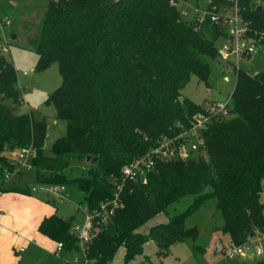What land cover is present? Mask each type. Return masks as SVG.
I'll return each mask as SVG.
<instances>
[{
  "label": "trees",
  "instance_id": "obj_1",
  "mask_svg": "<svg viewBox=\"0 0 264 264\" xmlns=\"http://www.w3.org/2000/svg\"><path fill=\"white\" fill-rule=\"evenodd\" d=\"M185 1L190 0H46L30 42L36 70L57 64L61 82L44 103L65 122L64 135L48 151L45 118L14 110L22 102L16 70L0 54V170L12 169L16 149L32 146L34 181L73 182L82 194L77 205L92 210L113 196L110 179L121 177L124 165L147 153L154 162L143 178L124 180L113 215L95 222V234L83 250L87 264H108L119 248L127 264L142 254L148 239L159 256L177 241H194L197 227L187 219L211 199L229 241L238 244L251 233H264V69L235 68L226 115L210 111L214 100L197 103L184 96L192 75L207 82L209 58L219 56L218 41L227 37L208 16L183 18L177 4ZM209 1L219 8L236 5L249 35L264 32V0ZM198 115L205 119L193 128ZM194 134L199 144L187 149ZM163 140L169 154L151 153ZM88 155L95 161H86ZM22 183L2 191L29 194ZM184 196L191 198L184 209L168 210ZM74 218L53 212L37 230L60 242L61 250L79 251L71 230ZM48 255L56 258L30 264H74L54 252Z\"/></svg>",
  "mask_w": 264,
  "mask_h": 264
},
{
  "label": "rangeland",
  "instance_id": "obj_2",
  "mask_svg": "<svg viewBox=\"0 0 264 264\" xmlns=\"http://www.w3.org/2000/svg\"><path fill=\"white\" fill-rule=\"evenodd\" d=\"M196 1L198 3L201 0ZM45 8L46 0H0V54L10 60L16 70V84L20 91L22 102L16 105L14 110L16 112H30L38 119L45 118L47 131L44 140V150L48 151L51 143L56 138L64 135L65 122L55 117V110L51 104L44 103L46 96L61 82L57 64L53 62L43 70H36L37 55L30 42L31 38L35 35L37 26L40 24ZM11 34L16 35V41L10 38ZM261 52V50H258L252 53L249 58L244 57L237 63H235L234 57L231 56L229 59L231 64L235 65L234 68L229 65L227 60L219 56L209 58L207 82L199 81L196 76L192 75L182 89V94L197 103L208 99L230 98L235 82L234 69L240 67L250 73L264 69V54ZM5 104H9V101L6 100ZM196 139L194 134L190 136L189 142H196ZM14 156L13 152L10 156V161L15 165ZM14 174L16 182L21 183L25 181L26 185L22 183L23 186L30 190L34 188L31 193H24L26 198H39L38 200L50 208V211L63 217H68L74 211V202H79L82 197L81 192L77 190L76 184L73 182L64 184V189L61 192L52 194L38 188L37 185L39 184L34 181L35 176L30 168L19 169ZM261 199L264 202V183ZM190 201L191 198L189 196H184L179 202L170 205L168 210H182ZM210 201L205 203L187 219L188 225H195L197 227V237L194 241H177L169 247L166 255L159 256L155 253V243L148 239L143 245L142 254L135 256L127 264H236L235 262H239L240 264H257L256 260L259 258L253 259L240 256L230 258L224 256L223 251L228 246L229 238L226 233L221 231L220 227L222 226L223 218L220 212L215 211L214 205ZM82 206L84 207L85 205ZM37 207H39V203L32 210H36ZM77 210V216L74 214V220L76 221L82 218L79 208ZM15 214L21 226L25 225L27 227L31 217L29 218L28 214L21 212L19 208L18 211H15ZM160 218L161 215L156 216L146 226L158 221ZM140 231H144V226L140 228ZM216 244H219L221 249L215 253ZM55 251L56 247L52 252L55 253ZM21 254L23 260L20 264L38 263L37 259H42L41 262L45 263L50 261L51 258H56L48 255L50 252L36 247H31L28 252H22ZM44 255L45 257L43 258ZM56 255L65 260H70L74 264L84 263L80 250L65 251L59 249ZM242 258L247 260H242ZM260 259L264 260V257ZM122 261L123 249L119 248L115 252L113 260L109 261L108 264H122Z\"/></svg>",
  "mask_w": 264,
  "mask_h": 264
},
{
  "label": "built area",
  "instance_id": "obj_3",
  "mask_svg": "<svg viewBox=\"0 0 264 264\" xmlns=\"http://www.w3.org/2000/svg\"><path fill=\"white\" fill-rule=\"evenodd\" d=\"M205 4H201L199 1L195 5V0L180 2L177 4L179 14L183 18H190L194 13L198 14L199 19H203L205 16H208L211 21L214 23H220L226 32V38L220 45H218L219 55L223 59H227L232 53L236 56H250L254 53L258 47L264 44V32L253 33L254 35H249L248 32V23L243 21L238 13L236 5L232 8L228 7H217L216 5H208L209 0H204ZM8 22V20H6ZM232 38V40H230ZM220 46V47H219ZM230 98L214 100L210 105L209 109L212 113L218 114H227V107ZM205 119L201 115L197 116L198 122L193 125H199L201 120ZM192 128V130H193ZM188 140V139H187ZM168 140H163L159 145L153 148L150 152L155 153L156 155L163 157L168 155L171 151V148H168ZM198 142H189L187 149H196ZM164 146V147H163ZM181 156H185L187 152L185 151L184 146L180 149ZM15 154V165L13 164L12 169L7 167H1L0 173V192H2V187L5 182H8L14 177L19 169L24 170V168H30V160L35 155V149L32 146H22L14 151ZM154 168V162L150 158V153L142 155L133 159L128 164L124 165L121 169V177H112L110 179L111 183L114 186L113 196L98 204L95 209H88L86 206L76 205L79 208V211L82 214V218L78 221L73 222L71 230L72 233L77 238V243L82 252L84 263L87 264V259L84 255V246L90 241L94 236L96 231L95 222L104 223L106 222L114 213L116 207L120 203L119 191L121 190L124 180H137L143 178L147 171ZM26 170V169H25ZM39 189L48 191L52 194H57L61 192L64 188L63 185L59 184H39L37 185ZM34 190V188H33ZM60 196V195H59ZM61 249V243H56V251ZM225 257H248V258H261L264 257V233L256 234L248 239L244 240L241 243L235 244L232 241L228 242L226 250L223 251Z\"/></svg>",
  "mask_w": 264,
  "mask_h": 264
},
{
  "label": "crops",
  "instance_id": "obj_4",
  "mask_svg": "<svg viewBox=\"0 0 264 264\" xmlns=\"http://www.w3.org/2000/svg\"><path fill=\"white\" fill-rule=\"evenodd\" d=\"M218 42L221 46V44L225 42V40L221 39ZM258 50H261V53L264 54V44L258 47L256 51ZM231 56L234 57L235 63H237L244 57L249 58L251 55L239 57L231 53L225 60H227L229 62V65L234 68L235 65H232L229 59ZM219 57L221 56L219 55ZM208 100H220V98ZM15 179L16 178L13 177L8 182H5L3 186L7 188L15 184L22 183L16 182ZM28 190L30 191V193L31 191H33L32 189ZM25 196L26 195H24V193L14 190H3L2 192H0V264H17L20 256L22 255L21 253H25L26 251L28 252L31 247H36L50 253L55 250V241L52 240L53 242L51 243L50 238L42 235L37 230L38 224L41 219L53 212L50 211L51 209L46 205L42 204L38 200L39 198L33 199L26 198ZM73 201L71 202L73 203ZM37 203H39V207H37L36 210H32V208H34ZM74 203V211H72L69 216L74 214H76L77 216L78 214L76 206L78 202ZM18 208L24 214H28L29 218L31 217V220H29L27 227L25 225L22 227L17 220L15 211H18ZM242 260L246 261L247 259L242 258ZM235 263L240 264L239 262Z\"/></svg>",
  "mask_w": 264,
  "mask_h": 264
},
{
  "label": "water",
  "instance_id": "obj_5",
  "mask_svg": "<svg viewBox=\"0 0 264 264\" xmlns=\"http://www.w3.org/2000/svg\"><path fill=\"white\" fill-rule=\"evenodd\" d=\"M119 0H110V2L111 3H117ZM258 7H260V6H258ZM10 38L13 40V41H16V35L15 34H11V36H10ZM230 40H232V38H230ZM91 160V162H94L95 161V159H96V157H92V158H90V156L88 155V156H86V161H88V160ZM254 235V233H251V236H253ZM220 249H221V246L219 245V244H216V247H215V253L216 252H218V251H220Z\"/></svg>",
  "mask_w": 264,
  "mask_h": 264
}]
</instances>
